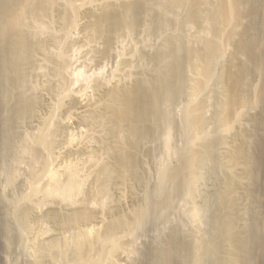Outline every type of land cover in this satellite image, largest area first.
<instances>
[{
	"label": "bare ground",
	"instance_id": "6f19581e",
	"mask_svg": "<svg viewBox=\"0 0 264 264\" xmlns=\"http://www.w3.org/2000/svg\"><path fill=\"white\" fill-rule=\"evenodd\" d=\"M81 48L100 67L73 85ZM20 262L264 264V0H0V264Z\"/></svg>",
	"mask_w": 264,
	"mask_h": 264
},
{
	"label": "rangeland",
	"instance_id": "374dc122",
	"mask_svg": "<svg viewBox=\"0 0 264 264\" xmlns=\"http://www.w3.org/2000/svg\"><path fill=\"white\" fill-rule=\"evenodd\" d=\"M73 34L76 36L77 32H76V31H74V32H73V31H70V35H71L72 37H74ZM76 40H77V38H76ZM78 41H79L80 44L83 43V41L81 40V38H79ZM78 41H77V44H76V41H74V42H73V43H74L73 46L71 45L72 50H73L74 52H75V49H74L73 47H75L76 45H77L78 47H79V46H80V47H83V44H81L82 46H81V45H78ZM77 46H76V47H77ZM78 47H77V48H78ZM80 47L78 48L79 50H80ZM78 49H77V51H78V53H79V50H78ZM70 50H71V48H70ZM70 50L68 51V52H69V55L72 57V58H71L72 61H71L70 65H69V70H72V71H70V76H71V83H70V84L76 85V84H78V83L74 81V78H73V77H74V71H73V68H74V70L76 71V70H77V67L79 66V67H81V68H79V69L84 70V72H86V74H87V73L91 74V73L94 71V70L92 71V69H96V70H97V69H98L97 67H98V66L100 67V64L98 63V64H99V65H98V64L96 63L97 61H93V62H92V63L94 64V65H93V64L91 63V61H90V62H88V60L86 61V59H87L86 56H87V55H86V53L84 52L83 48H81V51H83V53H81V54L79 53V54H78V55H80V56H79L80 58L78 57L77 53L74 54V57H75V55H77L76 57L78 58V60H77L76 57H75V58L73 57L72 54H73L74 52H72V51L70 52ZM77 51H76V52H77ZM83 54L85 55L86 58L83 57V56H84ZM82 55H83V56H82ZM75 59H76L77 61H76ZM84 59H85V60H84ZM79 60H80V61H79ZM83 60H84V61H83ZM74 61H75V62H78V63H77L78 65H77L76 63H74ZM114 61H115V60H114ZM114 61H113V60H110V61L108 60V61H107V62H110V63H107V66H108L107 68H108V69H107V68H106V69H107L108 71H107V70L105 71V73H104L105 75H106V73L111 72V67L114 68V67H113V66H115V62H114ZM112 62H114V63H112ZM73 63H74V65H73ZM79 64H80V65H79ZM95 64H97L98 66L95 65ZM72 65L75 66L76 68L73 67ZM91 65H93V66H91ZM112 65H113V66H112ZM71 66H72L73 68H72ZM83 68H84V69H83ZM89 68H92V69L89 70ZM79 69H78V70H79ZM85 70H88V72L85 71ZM109 70H110V71H109ZM91 71H92V72H91ZM108 76H109V74H108ZM108 76H106V77H108ZM81 81H82V80H81ZM81 81H80V84H79L80 87H79V85H78L79 88H82V86L85 85L84 82H86V81H84V80H83L82 82H81ZM74 83H75V84H74ZM86 83H87V82H86ZM88 85H89V83H88ZM29 129H30V128H29ZM159 140H160V142H159L158 140H157V141H158V142L160 143V145H161V144H162L161 141L163 142V140H162L161 138H160ZM154 141H155V140H154ZM154 141H153V142L150 141V144H151V142H152L153 145H154V144L156 143V141H155V143H154ZM159 143H158V145H157V143H156L155 146H158V147L160 148ZM151 145H152V144H151ZM163 145H164V143L162 144L161 147H162V149L164 150ZM155 146H150V147L155 148ZM158 147H156V149L159 150ZM156 149L154 150V151H155V153H154V157H155V159L161 158V156L164 154V151H163V150H160V151L158 152ZM160 149H161V148H160ZM156 151H157V155H156ZM4 158L7 159L6 157H4ZM8 159H10V158H8ZM8 159H7V161H8ZM150 161H151V160H150ZM5 162H6V161H5ZM10 162H11V165H12L13 162L11 161V159L8 161V164H10ZM14 162H15V161H14ZM151 162H152V161H151ZM151 162H149V163H151ZM6 163H7V162H6ZM6 163H4V164H6ZM14 164H15V163H14ZM11 165H10V166H11ZM15 165H16V164H15ZM15 165H13L12 168H13ZM7 166H8V165H6V168H8ZM10 166H9V167H10ZM149 167H150V166H149ZM4 168H5V165H4ZM10 168H11V167H10ZM12 168L9 169V170H12ZM13 169H14V168H13ZM3 171H5V173H6V169H4ZM147 174H148V175H147ZM147 174H145V176H146V178H147V180H148V182H149V184H150V187H152L151 185H153V183H154L153 181L156 179L155 172L151 171V172H149V173H147ZM151 178H152V179H151ZM150 180H151V181H150ZM153 188H154V187H153ZM153 188H151V190H152ZM142 191H143V190H142ZM139 192H141V189L139 190ZM144 192H145V190H144ZM144 192H143V193H144ZM141 193H142V192H141ZM178 203H179V204H178ZM180 203H182L181 200H179V202L177 201L178 209H183L182 206H179V205H181ZM183 203H184V201H183ZM183 203H182V204H183ZM183 205H184V204H183ZM177 206H176V207H177ZM181 207H182V208H181ZM170 209L173 210V211L175 210V211H174V215H173V212H171V213H172V215H171V214L169 213L171 210L168 209V210L166 211L165 214H167V212L169 211V212H168L169 215H168V214H167V215L159 214V215H160V218H159V219H155V218H156V217H155L156 214L152 217V219L149 221V223H148V225H147V227H148V231H149V232H151V230H149V227H151V228L153 229V227H154L155 225L158 226V225L161 224V223L163 224V222H161V221H162L161 219H163V218L166 219V218H168V217L171 215V216H173V218L169 217V220L171 219L170 222L168 221L169 223H167V220H168V219H166V221L164 220V221H165V222H164V223H165L164 225H166L167 228H165L166 226H163V225H162L163 227H161V228H163V229L160 228V229L163 231V232L161 231L160 233L163 234V233H164V230H165L164 235H165V234H168L167 231H169V233H170V230H171V228L173 227V225L175 224V221H178L177 219H179V218L177 217V216H179V215H177V212H176V211H177V208H174V207H173V208H170ZM178 211H179V210H178ZM181 211H182V210H181ZM175 213H176L177 216L175 215ZM178 214H179V212H178ZM166 216H167V217H166ZM175 216H176V217H175ZM175 219H176V220H175ZM156 220L159 221V222H157L158 225L155 223ZM160 220H161V221H160ZM174 220H175V221H174ZM160 222H161V223H160ZM172 222H173L174 224H173ZM151 224H153V225H151ZM168 224H169L170 228L168 227ZM156 226H155V228H156ZM160 226H161V225H160ZM160 226H158V227H160ZM40 227H43V226H39V227H37V229L39 228L38 230L41 232V231H43V228H40ZM158 227H157V228H158ZM145 228H146V227H145ZM155 228H154L153 230H157V229H155ZM168 228H169V230H167ZM146 229H147V228H146ZM158 229H159V228H158ZM160 229H159V231H160ZM144 231H145V230H144ZM35 232L37 233L38 231L36 230ZM145 232H146V231H145ZM145 232H143V233H145ZM36 233H35V234H36ZM156 233L159 234V232H156V231H155V232H151V234L148 233V232H146L145 235L142 234V235H143V238H141V237H142V236H141V237H140V238H141L140 240L143 241V242H142L143 245H144V243H146L145 240H149V241L151 240V241H152V238H150V237L153 236V235L156 234ZM33 234H34V233H33ZM152 234H153V235H152ZM147 235H148V236H147ZM160 235H161V234L157 235L158 238L162 237V236H160ZM164 235H163V236H164ZM168 235H169V234H168ZM31 236H32V234H31ZM33 236H34V235H33ZM33 236H32V237H33ZM146 236H147V237H146ZM153 237H154L153 239H156L155 235H154ZM164 237H167V235H165ZM164 237H163V238H164ZM149 238H150V239H149ZM158 238H157V239H158ZM157 239H156V240H157ZM166 239H167V238H166ZM140 240H139V241H140ZM156 240H154V242H155ZM151 241L148 242L149 245H150ZM160 241H161L162 243H164V242H165V239L163 240V239L161 238ZM156 242H159V239H158ZM161 242H159V243H161ZM142 243H140V245H141ZM152 243H153V241H152ZM148 244L146 243L145 246H144L143 248H147V247L149 246ZM143 245H142V246H143ZM146 245H147V247H146ZM15 255H16V257H15ZM20 256H21V254L19 255V257H20ZM23 257H24V256H23ZM23 257L21 256L22 260H21V258H20V261H21V262H24V261H25V259H24ZM13 258H17V254H14ZM23 259H24V260H23ZM21 262H20V263H21ZM24 263H25V262H24ZM24 263H21V264H24Z\"/></svg>",
	"mask_w": 264,
	"mask_h": 264
}]
</instances>
